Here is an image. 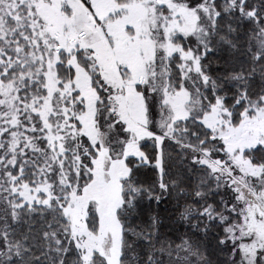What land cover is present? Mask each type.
<instances>
[{
    "label": "snow or ice",
    "instance_id": "1",
    "mask_svg": "<svg viewBox=\"0 0 264 264\" xmlns=\"http://www.w3.org/2000/svg\"><path fill=\"white\" fill-rule=\"evenodd\" d=\"M0 264H264V0H0Z\"/></svg>",
    "mask_w": 264,
    "mask_h": 264
}]
</instances>
